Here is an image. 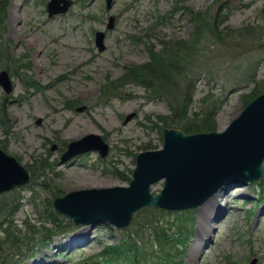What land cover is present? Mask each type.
<instances>
[{
    "label": "rangeland",
    "instance_id": "rangeland-1",
    "mask_svg": "<svg viewBox=\"0 0 264 264\" xmlns=\"http://www.w3.org/2000/svg\"><path fill=\"white\" fill-rule=\"evenodd\" d=\"M46 1L0 0V46L6 55L0 69L7 71L12 83L7 93L0 87V148L29 173L26 184L0 192V196L8 198L13 189L23 196L12 216L6 217L11 226L21 229L24 220L32 221L46 206L51 207L54 193L74 189L77 181L111 182L95 187L126 184L136 152L160 147L161 129L167 126L160 128L156 116L168 112L166 102L148 99L137 84H125L119 89L121 95L110 97L99 95L100 86L124 66L144 61L145 43H156L157 37L188 35V13L178 8L179 4L202 9L211 0H112L109 7L104 0H71L66 11L51 16L46 14ZM237 3L226 23H264V14L259 11L264 0ZM109 14L112 25L106 28ZM95 30L104 32L101 50L93 41ZM262 77L264 58L255 68V78ZM225 84L224 80H207L200 75L188 106L189 112L196 110L206 90L223 92L224 101L212 116L214 129H222L242 108L240 96L251 86L234 89L228 85L224 90ZM130 112L132 115L125 118ZM88 132L99 134L108 144L106 155L99 157L95 149H89L59 161L67 142ZM42 159V168L32 172L30 169ZM262 177L264 171L258 180L238 185L230 181L213 193L222 189L225 198L211 205V213H216L209 221L207 240L189 264H264V199L257 197L255 184ZM161 185L159 178L150 183L149 191L154 193ZM212 196L186 208L190 219L188 232L176 251L178 264H187L191 245L197 241L198 209ZM143 208L133 214L126 227ZM163 210L161 220L171 219L173 211H179ZM57 217L65 225L52 229L44 245L34 246L29 257L15 264H74L104 243L115 242L122 230L108 222L76 224L65 215L57 213ZM42 255V262L36 263Z\"/></svg>",
    "mask_w": 264,
    "mask_h": 264
},
{
    "label": "trees",
    "instance_id": "trees-1",
    "mask_svg": "<svg viewBox=\"0 0 264 264\" xmlns=\"http://www.w3.org/2000/svg\"><path fill=\"white\" fill-rule=\"evenodd\" d=\"M237 1L211 0L202 9L179 4L177 7L188 13L191 27L188 35L176 39L157 37L156 43H143L146 59L126 65L117 76L107 78L100 86L99 95L119 96L122 86L137 84L143 87L148 99L166 102L168 112L156 116L160 128L173 126L185 132L214 130L212 116L224 101L223 92L206 90L199 97V107L188 111L194 83L200 75L207 80L211 77L224 80V90L228 85L239 89L251 83L249 90L240 96L243 104L264 90V77L255 78L256 64L264 58V23L255 26L226 23L229 11L238 6ZM2 7L0 3V10ZM259 11L264 14V4ZM242 51L246 54L239 55ZM2 60H6V55L0 46ZM34 166L32 172L41 169L43 159ZM255 184L257 197L263 200L264 177ZM9 194L8 198L5 194L0 196V264H15L29 257L34 246L44 245L52 229L65 225L48 203L37 218L24 220L23 229L15 224L11 226V220L6 217L12 216L23 196L16 194L15 189ZM164 213L156 206L143 208L130 227L119 230L115 242L104 243L98 251L74 264H178L176 251L188 232V210L173 211V218L161 220Z\"/></svg>",
    "mask_w": 264,
    "mask_h": 264
},
{
    "label": "water",
    "instance_id": "water-1",
    "mask_svg": "<svg viewBox=\"0 0 264 264\" xmlns=\"http://www.w3.org/2000/svg\"><path fill=\"white\" fill-rule=\"evenodd\" d=\"M104 2L109 7L112 0ZM70 4L71 0H47L46 14L64 12ZM112 19L109 14L106 28L111 27ZM103 35L102 30L94 31L97 50L104 47ZM0 87L5 93L12 88L3 68ZM131 115L130 112L125 118ZM89 149H95L103 157L108 144L97 133H85L67 143L59 161ZM263 162L264 90L246 102L222 129L185 132L163 127L160 147L136 152L126 184L73 189L54 196L50 203L56 213L67 216L73 223L108 222L123 229L143 207L186 209L201 204L230 181L238 185L258 180L264 171ZM159 178L161 187L151 193L150 183ZM28 180L27 169L0 148V192L24 185Z\"/></svg>",
    "mask_w": 264,
    "mask_h": 264
},
{
    "label": "bare ground",
    "instance_id": "bare-ground-1",
    "mask_svg": "<svg viewBox=\"0 0 264 264\" xmlns=\"http://www.w3.org/2000/svg\"><path fill=\"white\" fill-rule=\"evenodd\" d=\"M88 92H90V89L88 90ZM110 183L111 182L95 183V182H87L84 180H80V181H77V185L74 187V189L84 188V187H88V186L91 187L94 185L98 186V185H104V184H110ZM69 190H73V189H69ZM212 195L213 196L198 209V216H199L200 224L197 227V241L191 245V248H190L189 254H188L189 258H188L187 264H189L191 260H194L193 258L199 252L201 244H204L207 240L208 233H209V226H210L209 221L212 220V218H214L215 213H216V212L211 213V210H210L211 205L218 203L219 198H225V192H223L222 189L220 191H218L216 194H212ZM218 206H221V205L218 204ZM221 207H223V206H221ZM262 209H264V207H262ZM43 257L44 256L42 255L35 262L36 263L42 262Z\"/></svg>",
    "mask_w": 264,
    "mask_h": 264
},
{
    "label": "flooded vegetation",
    "instance_id": "flooded-vegetation-1",
    "mask_svg": "<svg viewBox=\"0 0 264 264\" xmlns=\"http://www.w3.org/2000/svg\"><path fill=\"white\" fill-rule=\"evenodd\" d=\"M68 142H69V141H68ZM68 142H67V143H68ZM66 145H67V144H66Z\"/></svg>",
    "mask_w": 264,
    "mask_h": 264
}]
</instances>
